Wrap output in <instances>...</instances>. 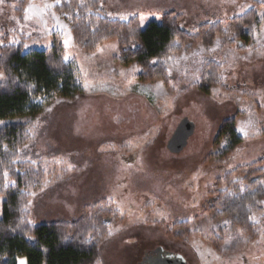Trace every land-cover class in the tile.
Instances as JSON below:
<instances>
[{"label":"rangeland","instance_id":"obj_1","mask_svg":"<svg viewBox=\"0 0 264 264\" xmlns=\"http://www.w3.org/2000/svg\"><path fill=\"white\" fill-rule=\"evenodd\" d=\"M17 1L0 0V42L7 35L10 44L30 38L27 53L61 46L78 85L74 97L45 103L29 131L26 160L42 167L45 178L30 198V223L74 220L97 204L117 213L99 264H150L159 249L186 264H264V209L254 218L255 238L207 212L217 178L264 159V11L253 43L222 47L218 40L174 56L166 85L139 79L141 70L123 62L116 41L93 54L78 49L71 26L53 11L58 0L29 3L22 21L14 13ZM99 1L111 19L139 16L142 29L178 12L190 32L252 8L242 0ZM209 60L224 63L222 89L196 86L197 69ZM5 81L1 73L0 84ZM234 116L243 142L222 158L228 143L218 142L217 132ZM30 119L3 120L0 127ZM183 128L187 134L173 145ZM221 237L222 248H215Z\"/></svg>","mask_w":264,"mask_h":264},{"label":"trees","instance_id":"obj_2","mask_svg":"<svg viewBox=\"0 0 264 264\" xmlns=\"http://www.w3.org/2000/svg\"><path fill=\"white\" fill-rule=\"evenodd\" d=\"M33 1L36 0L15 3L14 13L21 21ZM242 1L252 8L228 21L202 24L194 32L183 29V15L175 11L164 14L161 23L149 22L144 29L139 16L126 21L111 19L103 13L99 0H58L53 11L71 26L78 49L93 54L104 44L116 41L123 62H135L141 70L139 79L169 85L168 64L174 56L194 51L201 45L212 46L218 40L222 47L253 43L259 32L264 0ZM10 38L7 35L0 42V74L6 77L0 84V121L27 116L31 119L0 127V198L4 199L0 264H18L19 257H25L27 264H99L102 244L113 220L117 219L115 211L99 210L95 204L82 210L74 220L38 224L29 221L30 198L45 179L42 167L26 160L29 131L35 127L34 119L43 111L45 103L58 97H74L78 85L61 46L27 53L24 48L30 38L23 36L21 42L11 44ZM224 68L222 62L202 61L196 72V86L201 84L207 91L222 89ZM39 99L45 100L39 103ZM236 117L220 123L218 142L228 143L222 158L233 156L243 142L236 132ZM214 182L207 212L228 220L229 225L240 229L245 236L255 238L254 218L264 209V159L237 167ZM187 223L182 222L180 226ZM219 240L214 245L218 249L222 248L224 239Z\"/></svg>","mask_w":264,"mask_h":264},{"label":"flooded vegetation","instance_id":"obj_3","mask_svg":"<svg viewBox=\"0 0 264 264\" xmlns=\"http://www.w3.org/2000/svg\"><path fill=\"white\" fill-rule=\"evenodd\" d=\"M186 130L181 131V133L185 134ZM178 132L173 136V138L179 139ZM150 261V264H179L181 258L179 255H176L174 253L170 252H164L162 249L158 252L152 253L149 255L148 260L146 262Z\"/></svg>","mask_w":264,"mask_h":264},{"label":"water","instance_id":"obj_4","mask_svg":"<svg viewBox=\"0 0 264 264\" xmlns=\"http://www.w3.org/2000/svg\"><path fill=\"white\" fill-rule=\"evenodd\" d=\"M184 128H185V127H184ZM184 128H183L181 131L186 130V131H185V134L181 133V131H178V134H179L178 137H179V139L176 138V140H175V138H174V139L172 140V142H173L172 144H173V145L176 144L177 142H179V141L181 140V138H182V137H180L181 135H186V134H187V130H188V129H184ZM187 128H188V127H187ZM179 264H186V263H185V261H180Z\"/></svg>","mask_w":264,"mask_h":264},{"label":"crops","instance_id":"obj_5","mask_svg":"<svg viewBox=\"0 0 264 264\" xmlns=\"http://www.w3.org/2000/svg\"><path fill=\"white\" fill-rule=\"evenodd\" d=\"M168 13H171V12H168ZM166 14V13H165Z\"/></svg>","mask_w":264,"mask_h":264},{"label":"snow or ice","instance_id":"obj_6","mask_svg":"<svg viewBox=\"0 0 264 264\" xmlns=\"http://www.w3.org/2000/svg\"><path fill=\"white\" fill-rule=\"evenodd\" d=\"M22 264H23V262H22Z\"/></svg>","mask_w":264,"mask_h":264}]
</instances>
